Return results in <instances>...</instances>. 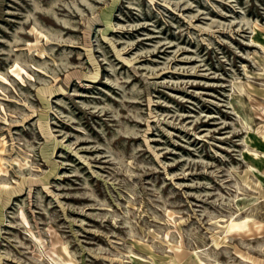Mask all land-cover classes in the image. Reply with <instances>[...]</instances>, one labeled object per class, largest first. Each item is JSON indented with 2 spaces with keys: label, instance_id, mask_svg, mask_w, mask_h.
Returning a JSON list of instances; mask_svg holds the SVG:
<instances>
[{
  "label": "rangeland",
  "instance_id": "obj_1",
  "mask_svg": "<svg viewBox=\"0 0 264 264\" xmlns=\"http://www.w3.org/2000/svg\"><path fill=\"white\" fill-rule=\"evenodd\" d=\"M0 264H264V0H0Z\"/></svg>",
  "mask_w": 264,
  "mask_h": 264
},
{
  "label": "bare ground",
  "instance_id": "obj_2",
  "mask_svg": "<svg viewBox=\"0 0 264 264\" xmlns=\"http://www.w3.org/2000/svg\"><path fill=\"white\" fill-rule=\"evenodd\" d=\"M242 225H243L242 222H232V223H230L229 228L231 229V228H234V227H237V226H242ZM243 226H245V225H243Z\"/></svg>",
  "mask_w": 264,
  "mask_h": 264
}]
</instances>
